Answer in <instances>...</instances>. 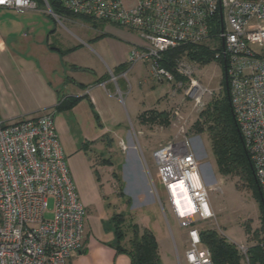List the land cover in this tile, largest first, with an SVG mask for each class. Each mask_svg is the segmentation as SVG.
I'll use <instances>...</instances> for the list:
<instances>
[{
  "label": "built area",
  "instance_id": "obj_1",
  "mask_svg": "<svg viewBox=\"0 0 264 264\" xmlns=\"http://www.w3.org/2000/svg\"><path fill=\"white\" fill-rule=\"evenodd\" d=\"M49 13L55 17L47 0ZM72 15L134 31L147 47L132 48L127 63L147 62L151 75L172 83L159 65L164 51L181 45L219 47L231 109L264 201V0H57ZM1 8L36 9V0H0ZM125 76V73L123 74ZM113 80L116 77H112ZM180 83V82H179ZM206 89L192 80L182 98L201 104ZM54 109L0 122V264H66L82 247L86 208L79 199L54 124ZM182 139L153 152L159 180L173 215L187 229V264H214L197 221L214 212L191 150L180 105L172 111ZM188 191L192 209L180 213L173 185ZM51 205V206H50ZM49 215V216H48ZM245 264L248 246L235 243Z\"/></svg>",
  "mask_w": 264,
  "mask_h": 264
},
{
  "label": "crops",
  "instance_id": "obj_2",
  "mask_svg": "<svg viewBox=\"0 0 264 264\" xmlns=\"http://www.w3.org/2000/svg\"><path fill=\"white\" fill-rule=\"evenodd\" d=\"M46 10V6L22 12L0 7V122L38 115L54 109L65 98L76 99L70 108L55 111L54 115L60 145L87 212L82 247L70 254L66 264H131L129 256L113 246L111 217L116 210L113 204L107 205L101 178L108 176L112 189L114 178L110 174L115 164L104 158L114 145H131L123 140L124 136L130 139L121 107L126 96L133 118L139 122L143 111H164L161 97L174 92L170 88L146 108H137L133 93L137 94L143 85L155 88L163 80L151 75L147 62L127 63L130 50L147 47L146 41L113 23L93 21L87 23L102 28L87 41L66 28L70 43L60 42L57 46L51 38L59 28L52 26L49 19L53 16ZM144 66L151 77L132 80ZM206 183L210 186L213 182ZM154 236L162 263L173 264L169 250L164 253L163 244ZM177 262L180 264L178 257Z\"/></svg>",
  "mask_w": 264,
  "mask_h": 264
},
{
  "label": "rangeland",
  "instance_id": "obj_3",
  "mask_svg": "<svg viewBox=\"0 0 264 264\" xmlns=\"http://www.w3.org/2000/svg\"><path fill=\"white\" fill-rule=\"evenodd\" d=\"M39 7L45 8V4L41 3ZM46 12L49 13L48 10ZM49 21L53 27L59 28L58 34L51 38L57 46H61L60 42L70 43L69 31L87 41L88 37H92L102 28L101 25L93 28L90 23L62 16H53ZM37 24L39 26V18H37ZM134 35L142 39L138 34L134 33ZM203 46L209 50L219 49V47L214 48L206 44ZM175 71L180 78L174 79L173 85L162 80V83L155 88H146L143 85L137 94L133 93L135 94L133 95V99L136 101L135 106L146 108L147 104L156 101L158 95L171 88V91L174 92L173 95L167 92L160 99V102L164 103L163 110L168 115L167 124L136 121L128 107L127 96L124 98L125 105L121 104V107L128 125L127 134L130 139L128 136H124L123 140L128 146L131 142V145L129 148L123 145H114L107 152L104 159L115 164L111 171L116 172L119 179L113 177L112 189L106 180L108 176L105 174L101 178V183L108 196L107 205L113 204V208L116 210L113 211L112 216L113 214L117 215L116 219L120 221L124 231H129L128 225L133 223L139 227H150L151 231L159 238L160 243L163 244L162 249H165L163 252L169 250L173 264H179L177 257L180 264H186L184 251L189 246L187 229L180 227L178 220L173 216L164 186L158 178L153 157V152L161 145L170 140L183 138L177 131L180 123L172 116L175 107L180 105L186 137H188L191 150L198 160L200 177L207 188V202L214 212L213 219L197 221L196 226L199 233L203 229L211 228L225 236L229 242L234 244L242 242L249 247L258 242H264L263 212L262 203L252 178L242 174L224 175L218 172L209 135L207 131L198 133L196 128V121H199L201 125L205 124V118L201 114L210 107L213 101L222 98L224 94V75L220 60L214 58L207 63H201L191 59L186 51H183L176 59ZM150 77L149 69L147 70L144 66L141 71H137L132 80L135 78L143 81ZM192 80L198 81L206 89V93L201 96L200 105H195L191 98L182 101ZM99 157L100 155L97 156V158ZM101 159H96V161L101 162ZM110 176H113V173ZM209 181L213 182L210 186L206 183ZM154 209L156 212H153ZM129 237L130 231L126 235V240ZM240 263L245 264L242 258Z\"/></svg>",
  "mask_w": 264,
  "mask_h": 264
},
{
  "label": "trees",
  "instance_id": "obj_4",
  "mask_svg": "<svg viewBox=\"0 0 264 264\" xmlns=\"http://www.w3.org/2000/svg\"><path fill=\"white\" fill-rule=\"evenodd\" d=\"M52 12L59 16H66L74 19H80L84 22H93L88 18L78 15H72L66 11L57 0H47ZM37 7L39 4H45L43 0H36ZM186 51L187 55L201 63H207L217 58L220 60L224 75L223 57H216L220 49L209 50L204 48L203 44L199 45H181L171 48L161 53L159 65L170 71L175 80L180 76L175 71L176 59L181 53ZM227 86L228 81L226 80ZM226 83L224 77V94L222 98L216 99L210 104L204 113L201 114L205 118L204 125L196 121L198 133L207 131L211 150L215 158L218 172L224 175H247L252 178L254 187L260 198V190L254 177L253 167L250 156L246 151L238 126L230 105L229 95L226 93ZM76 101L75 98H65L60 101L54 108L55 111L68 109ZM167 113L157 111L155 109L143 111L139 115L140 123H164L167 124ZM207 124V125H206ZM105 164H110L108 160ZM113 177L119 179L118 175L113 172ZM263 199V198H262ZM264 206H261L263 212L262 230L264 232ZM117 215L111 217V225L114 233L113 246L117 252L126 253L131 264H163L158 253V245L154 233L149 228L139 227L136 223L128 225L130 237L126 240L129 231L122 229L121 223L116 219ZM202 243L208 247L214 264H241V254L238 252L234 243L229 242L225 236L220 235L216 230L207 228L200 231ZM249 264H264V242H258L248 247Z\"/></svg>",
  "mask_w": 264,
  "mask_h": 264
},
{
  "label": "bare ground",
  "instance_id": "obj_5",
  "mask_svg": "<svg viewBox=\"0 0 264 264\" xmlns=\"http://www.w3.org/2000/svg\"><path fill=\"white\" fill-rule=\"evenodd\" d=\"M173 201L180 213H190L192 204L187 189L178 183L173 185Z\"/></svg>",
  "mask_w": 264,
  "mask_h": 264
},
{
  "label": "water",
  "instance_id": "obj_6",
  "mask_svg": "<svg viewBox=\"0 0 264 264\" xmlns=\"http://www.w3.org/2000/svg\"><path fill=\"white\" fill-rule=\"evenodd\" d=\"M224 77H225V83H226V69H225V65H224ZM226 93H227V95H228V86H227V83H226ZM259 195H260L261 203H262V205L264 206V201H263V199H262V195H261V193H260Z\"/></svg>",
  "mask_w": 264,
  "mask_h": 264
}]
</instances>
